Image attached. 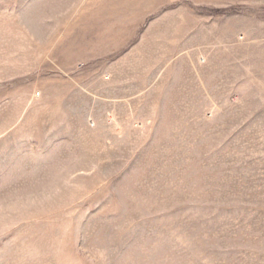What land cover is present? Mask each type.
Returning a JSON list of instances; mask_svg holds the SVG:
<instances>
[{"label": "rangeland", "instance_id": "rangeland-1", "mask_svg": "<svg viewBox=\"0 0 264 264\" xmlns=\"http://www.w3.org/2000/svg\"><path fill=\"white\" fill-rule=\"evenodd\" d=\"M0 264H264V0H0Z\"/></svg>", "mask_w": 264, "mask_h": 264}]
</instances>
